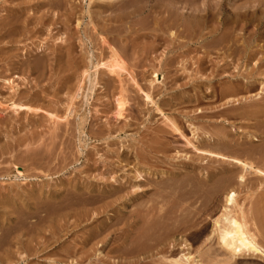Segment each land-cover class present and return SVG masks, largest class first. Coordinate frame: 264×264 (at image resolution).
I'll list each match as a JSON object with an SVG mask.
<instances>
[{
	"label": "rangeland",
	"instance_id": "1",
	"mask_svg": "<svg viewBox=\"0 0 264 264\" xmlns=\"http://www.w3.org/2000/svg\"><path fill=\"white\" fill-rule=\"evenodd\" d=\"M197 8L202 25L251 27L190 36ZM263 29L264 0H0V264H264L228 261L214 233L226 192L191 173L222 167L204 155L233 150L213 142L224 124L247 146L234 155L264 170V117L250 114L264 107ZM234 38L260 49L252 61L227 56ZM240 70L255 89L219 98ZM224 165L264 247V174L241 185Z\"/></svg>",
	"mask_w": 264,
	"mask_h": 264
},
{
	"label": "bare ground",
	"instance_id": "2",
	"mask_svg": "<svg viewBox=\"0 0 264 264\" xmlns=\"http://www.w3.org/2000/svg\"><path fill=\"white\" fill-rule=\"evenodd\" d=\"M164 8V7H163ZM201 8V7H200ZM167 10V12H168V16L166 17L167 19L169 18V16H170V11H169V8L167 7L166 8ZM194 9V8H193ZM192 9V10H193ZM202 9V8H201ZM201 9H199V10H201ZM198 8L196 9V10H193L194 12L192 13V14H190V17H193L194 18V22L193 21H191V23L189 24H186V23H184L183 21L181 22V26H183L184 25V31H190V36H191V34H192V36H196V35H198V34H200V37L202 38L206 33L204 32V30H206V29H209V32H208V34L207 35H211L210 37H213V38H215V39H221V41H223V40H225L224 38H227V37H229L228 35H229V32L228 31H232V30H235L236 28H238V26L240 25L241 26V28L242 29H244V30H248L251 26H250V24H251V22L249 23V22H247V21H245V22H240L237 18H233L232 19V17L230 18V19H228V20H226V19H220V20H218L216 17V20L214 19L213 20V22L211 23V22H206L205 24L203 23V25H202V21H201V19L200 18H203V16L202 15H200V13H198ZM148 11V10H147ZM213 11H214V9H213ZM212 11V12H213ZM151 12V11H150ZM214 12H216V11H214ZM149 13V12H148ZM209 14V13H208ZM164 15H165V13H164ZM211 15H215V14H210V16ZM208 16V15H207ZM219 17V16H218ZM161 18V17H160ZM165 18V17H164ZM206 18H208V17H206ZM210 18V17H209ZM208 18V19H209ZM211 18H212V16H211ZM220 18V17H219ZM166 19V20H167ZM164 20V19H163ZM172 21H174V20H172ZM201 21V22H200ZM205 21V20H204ZM203 21V22H204ZM212 21V20H211ZM216 21V22H215ZM166 23V22H165ZM169 23V22H168ZM175 24H177V23H175ZM258 25V24H257ZM256 25V26H257ZM260 25V24H259ZM259 25H258V27H259ZM261 26H263L262 24H261ZM190 27V29L188 30L187 28H189ZM264 30V29H263ZM259 32L260 31V29L258 28V29H254V31H253V33H255L256 34V32ZM228 32V33H227ZM187 32H185V34H186ZM222 33V35L221 36H218L219 34H221ZM186 35H188V34H186ZM207 35H205V36H207ZM233 37H236V35L235 36H233ZM223 39V40H222ZM231 39V38H230ZM235 39V40H234ZM233 39V41H232V43H230V42H228V43H230V44H227V45H225V47L224 48H226L227 50H228V52L229 53H227V56L229 57V56H238V55H235L236 53V51L237 50H239L238 52H240V54H241V50L243 51V53L244 54H242L240 57H242V58H244L245 60H248L247 62H249L250 60L252 61L253 59V57H254V55H256V53H258L259 51H260V49H252V44H246V45H238V40L236 41V39L237 38H234ZM244 40H246V39H244ZM226 41V40H225ZM228 41V40H227ZM210 42V41H209ZM216 42V41H215ZM218 42H220V40H218ZM217 42V43H218ZM223 43V42H222ZM227 43V42H226ZM202 44V43H201ZM211 44V43H210ZM213 44H214V42H213ZM220 44V43H219ZM245 44V43H244ZM222 45H224V44H222ZM222 45H219V46H222ZM208 46H209V44H208ZM213 46V45H212ZM206 47V46H205ZM216 47H217V45H216ZM264 47V46H263ZM222 48V47H221ZM263 50V49H262ZM207 51H209V50H207ZM207 51H206V54H207ZM211 51V50H210ZM209 51V52H210ZM238 54V53H237ZM111 58L112 59H109V61L107 62V63H104L105 64V66L107 67V69L108 70H110L111 72H113V73H116L118 76H121V74L118 72L119 71V69H123V61L121 60V56H120V54L117 52V51H115V50H113L112 51V55H111ZM237 58H239V57H237ZM237 58L235 59V60H237ZM234 59H232V60H234ZM241 59V58H240ZM259 59V58H258ZM260 60H261V63L259 64V69H261L260 67H264V58L263 59H261V57H260ZM259 61V60H258ZM100 63V62H99ZM104 64H102L103 66H104ZM249 64V63H248ZM225 65V64H224ZM237 65H238V63H237ZM246 65V64H245ZM220 66H222V67H224L223 65H220ZM219 66V67H220ZM97 67V66H96ZM256 67V66H255ZM255 67H254V69H255ZM105 68V67H104ZM247 68V67H246ZM258 68H257V70H258ZM252 69H253V67H252ZM223 70H224V68H223ZM245 70H247V69H245ZM249 70V69H248ZM109 71V72H110ZM219 69L217 70V73H219ZM242 70H240L239 72H237L236 74H235V76H228V77H230V79H228V80H226L224 83V85H223V87L220 89V91H219V94H218V96H219V98H223V97H225L226 95H228V94H238V93H240V92H244V93H246V92H251L252 90H254L255 89V86L253 85V82H254V80L253 79H251L250 78V73L248 72V73H245V72H241ZM260 71V70H259ZM108 72V73H109ZM110 72V73H111ZM251 72V71H250ZM123 73V72H122ZM213 73V72H212ZM216 73V74H217ZM112 74V73H111ZM215 74V75H216ZM220 74V73H219ZM251 74H253V72H251ZM218 75V74H217ZM216 75V76H217ZM220 76V75H219ZM255 76V74H253L252 75V78ZM214 77V76H213ZM227 77V76H226ZM122 78V77H121ZM224 78V77H223ZM221 80V79H220ZM258 80V79H257ZM256 80V81H257ZM10 82V81H9ZM13 81H11V83L10 84H12L11 86H13V83H12ZM17 85V84H16ZM216 86V85H215ZM12 89H13V87H11ZM80 88V87H79ZM212 92H214V96H215V91H212ZM76 95L78 96V94L76 93ZM75 95V96H76ZM240 95V94H239ZM148 96V95H147ZM217 96V97H218ZM238 96V95H237ZM248 96V95H247ZM149 97V96H148ZM232 97V96H231ZM233 98V97H232ZM239 98V97H238ZM238 98H237V100H236V103L234 104V105H231V107H235V106H239L240 105V102H239V100H238ZM245 98H246V96H245ZM211 99V98H210ZM230 99V98H229ZM234 99H236V98H234ZM242 100V99H241ZM247 101V100H246ZM233 102H234V100H233ZM230 103V102H229ZM15 105V104H14ZM13 105V106H14ZM23 105V104H22ZM246 106H251L252 105V103H246L245 104ZM15 106H18L19 107V104L18 105H15ZM20 107H22V106H20ZM24 107V106H23ZM15 108V107H14ZM250 108V107H249ZM253 107H251V109H252ZM255 110H256V108H255ZM248 111H250L249 109H248ZM253 111V110H252ZM261 111H262V113H261ZM261 111H259V112H257V111H254V112H249L253 117H255V115L257 114V113H260V114H263V117H264V107H263V109H261ZM247 115V114H246ZM249 115V114H248ZM239 116V115H238ZM251 116V117H252ZM257 117V116H256ZM258 117H261V116H259L258 115ZM258 117L256 118V119H258ZM253 119V118H252ZM263 120H264V118H262ZM262 119H261V121H262ZM260 121V120H259ZM259 121H256L257 123L259 122ZM256 122H255V124H256ZM221 125V124H220ZM222 129L219 131V133H217V135L216 136H212V139H213V142L214 143H217V144H221V146H223L224 144H226V147H224L223 146V148H227L228 147V145H229V147H231V148H233V150L232 149H230L229 147V149H228V151H230V153L228 152H222V151H215V149L214 150H212L211 149V147H210V149H207V150H205V151H207V153H208V155H204V157H207L208 159L210 158L211 159V162L212 161H216V162H214V164H216V163H219L220 165H222V167L221 168H218V167H215V168H217L218 170H215V169H212V170H207V172H205V174L203 173V170H200L199 172H195L196 171V169L195 168H193L192 167V170H191V173L199 180V181H201V182H203V183H213L214 184V188H215V192L217 191V192H222V191H225V192H223V193H225L224 195H225V200H226V204H225V206H224V210H223V212H222V214L220 215V217H218V218H216L215 220H214V233L216 234V236H217V243H218V245L220 246V249H223V251L226 253V256L228 257L229 256V260L228 261H230V260H234V259H237V258H239V257H243V256H252V257H263L264 258V247L259 243V241H258V239H257V234L255 233V231L254 230H252L251 229V227H250V224L252 223V217H250V211H248V210H245V209H243L242 207H239V212H236L235 213V211H233L232 210V208H231V204L233 205H236V203H237V194H238V192H237V190H236V188H233L232 187V185H230V184H232V183H235V182H232L233 180L232 179H234L233 177V175H234V173H235V170H234V172L230 175V171H231V169H228V167H226L224 164H227V165H236V166H234V167H236L237 168V166L240 168V170H238V171H240L239 173L240 174H238L237 175V179H238V182L242 185V184H245V181L247 180V174L246 173H249L250 171L249 170H252V169H254V171L255 172H257V173H259V174H264V170H262V169H260V168H258L257 166L255 167L254 166V163L252 162V161H250V160H248L247 158L245 159V158H242V157H238V155L236 156V155H234V153H235V151H236V153H239V151H241V153L242 152H245V150H247L246 149V147H244V145H245V141L244 140H240V141H238V139H235V138H231L230 136L231 135H229L230 133H228V131L226 130V128H227V126L224 124V125H222ZM217 130H219V129H217ZM234 136V135H233ZM211 137V136H210ZM210 137L208 138V139H210ZM208 139H207V141H208ZM206 144L209 142H206L205 140H203ZM192 142V141H191ZM210 143V142H209ZM211 143H212V141H211ZM204 146H205V144L204 143H202ZM223 144V145H222ZM202 145V146H203ZM214 145V144H213ZM195 147V149H197V150H202L201 149V147H199V146H197V144L196 145H194ZM207 146V145H206ZM205 146V147H206ZM208 146H210V144L208 145ZM211 146H212V144H211ZM215 146V145H214ZM220 146V147H221ZM218 148H219V146H218ZM222 148V147H221ZM222 148V149H223ZM225 151V150H224ZM227 151V150H226ZM232 151V152H231ZM234 152V153H233ZM254 152V151H253ZM232 153H233V155H232ZM240 153V154H241ZM204 154V153H203ZM208 162H210V160L208 161ZM213 163V162H212ZM210 164V163H209ZM213 164V165H214ZM212 165V166H213ZM211 166V165H210ZM204 168V167H203ZM209 168H211V167H209ZM213 168V167H212ZM238 169V168H237ZM247 171H249V172H247ZM237 174V173H236ZM233 176V177H232ZM192 177V176H191ZM186 180V179H185ZM189 180V179H188ZM236 180V179H235ZM190 182V181H189ZM171 183V182H170ZM183 183V182H182ZM181 183V184H182ZM197 183V182H196ZM175 184V183H174ZM200 184V183H199ZM236 184H237V182H236ZM240 184H237V185H240ZM165 185V184H164ZM163 185V186H164ZM206 185V184H205ZM231 187H230V186ZM170 188V187H169ZM158 189V188H157ZM198 189V188H197ZM156 191V190H155ZM195 191V190H194ZM159 192V191H158ZM177 192V191H176ZM179 192V191H178ZM167 193V192H166ZM198 193V192H197ZM162 194H163V192H162ZM165 194V193H164ZM169 194V193H168ZM186 194V193H185ZM161 195V194H160ZM162 196H164V195H162ZM165 197V196H164ZM158 200V199H157ZM157 200H156V202H157ZM163 200V199H162ZM161 202V201H160ZM157 204V203H156ZM155 204V201H154V203L153 204H151V205H148V207H147V211L146 212H148V213H151V211L153 212L154 210H155V207L158 205H156ZM238 204V203H237ZM156 205V206H155ZM163 205V204H162ZM160 207H162L161 205H160ZM144 208V207H143ZM159 208V207H158ZM156 209H157V207H156ZM145 210V209H144ZM171 210V209H170ZM139 211V210H138ZM163 211V210H162ZM144 213H146L145 211H143ZM158 212V211H157ZM157 212H155V213H157ZM165 213V212H164ZM150 214H148L147 216H149ZM152 215V214H151ZM157 216V215H156ZM165 216V215H164ZM163 216V217H164ZM161 217V216H160ZM146 219V218H145ZM193 219V218H192ZM143 220V219H142ZM192 222V221H191ZM147 224V223H146ZM21 226V225H20ZM49 227V226H48ZM24 229V228H23ZM5 230V229H4ZM28 230V229H27ZM9 235V234H8ZM10 236V235H9ZM12 236V235H11ZM15 237V236H14ZM48 244V243H47ZM48 246V245H47ZM119 249V248H118ZM185 257H186V261H187V264H203L202 263V261L201 260H199V259H196V258H192L190 255H185ZM212 261H214V260H212ZM211 261V262H212ZM210 262V263H211ZM225 262V261H224ZM176 264H182V261H179V260H176V262H175ZM217 262H215V264H216ZM219 263H220V261H219ZM211 264H214V262H212Z\"/></svg>",
	"mask_w": 264,
	"mask_h": 264
}]
</instances>
